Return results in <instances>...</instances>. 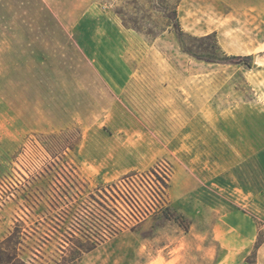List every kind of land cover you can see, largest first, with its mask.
Instances as JSON below:
<instances>
[{
    "label": "rangeland",
    "instance_id": "374dc122",
    "mask_svg": "<svg viewBox=\"0 0 264 264\" xmlns=\"http://www.w3.org/2000/svg\"><path fill=\"white\" fill-rule=\"evenodd\" d=\"M180 1L0 0V264H264V21Z\"/></svg>",
    "mask_w": 264,
    "mask_h": 264
},
{
    "label": "crops",
    "instance_id": "0c3cea01",
    "mask_svg": "<svg viewBox=\"0 0 264 264\" xmlns=\"http://www.w3.org/2000/svg\"><path fill=\"white\" fill-rule=\"evenodd\" d=\"M213 1V4L216 6H225V7H233L236 4L237 7H240L242 13L247 11H251L249 13L255 20L264 21V0H210ZM184 0H181L177 6L178 9L184 7ZM217 10H219L217 8ZM226 18H223V22H225ZM216 30V29H215ZM264 42L261 43H253V47H248V51L244 52V54H258L263 53L264 48L261 49V46ZM248 128L252 131L253 125L251 124ZM252 133V132H251ZM194 176L191 175L190 170H188V176L184 180L183 185L186 188H189L191 184H193ZM151 243V242H150ZM264 246V243L262 244ZM138 246H147L145 242H141ZM261 246V247H263ZM157 257L156 254L145 253V254H136V255H126V254H113L109 253L108 248H101V245L96 246L93 250L84 253L77 260L76 264H149ZM168 257H166V260Z\"/></svg>",
    "mask_w": 264,
    "mask_h": 264
},
{
    "label": "trees",
    "instance_id": "16d2710c",
    "mask_svg": "<svg viewBox=\"0 0 264 264\" xmlns=\"http://www.w3.org/2000/svg\"><path fill=\"white\" fill-rule=\"evenodd\" d=\"M172 26H173L174 29L177 30L178 35H181V29L179 27V23H178L176 18L173 19ZM210 36L214 37L213 34L212 35H206L205 37L209 38ZM183 49H184L185 52H187L189 54H192V53L194 54V52H192L190 49H188V48H186L184 46H183ZM212 49L214 50V52L215 51H221V49H220L217 41L215 40V38H214V43L212 45ZM221 54L223 55V57L220 58L219 60L212 58V59H209L207 61L220 62V63H234L233 61H235L237 59L236 57L226 56L224 54V52H221ZM240 61H242V59H238L235 63H239ZM117 231H119V230L118 229H114V230H112L111 233H109V235H103L97 241H92L90 243V245H88L87 247H85L84 250H82V254L93 250L99 243L103 242L107 237L111 236L112 233H116Z\"/></svg>",
    "mask_w": 264,
    "mask_h": 264
},
{
    "label": "built area",
    "instance_id": "2783aa9c",
    "mask_svg": "<svg viewBox=\"0 0 264 264\" xmlns=\"http://www.w3.org/2000/svg\"><path fill=\"white\" fill-rule=\"evenodd\" d=\"M27 177V176H26Z\"/></svg>",
    "mask_w": 264,
    "mask_h": 264
}]
</instances>
